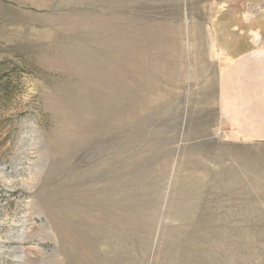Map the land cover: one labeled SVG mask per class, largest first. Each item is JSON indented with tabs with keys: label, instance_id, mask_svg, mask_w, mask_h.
I'll list each match as a JSON object with an SVG mask.
<instances>
[{
	"label": "rangeland",
	"instance_id": "374dc122",
	"mask_svg": "<svg viewBox=\"0 0 264 264\" xmlns=\"http://www.w3.org/2000/svg\"><path fill=\"white\" fill-rule=\"evenodd\" d=\"M102 263L264 264V0H0V264Z\"/></svg>",
	"mask_w": 264,
	"mask_h": 264
},
{
	"label": "bare ground",
	"instance_id": "6f19581e",
	"mask_svg": "<svg viewBox=\"0 0 264 264\" xmlns=\"http://www.w3.org/2000/svg\"><path fill=\"white\" fill-rule=\"evenodd\" d=\"M168 47H169V46H168ZM168 47H166V48H162V49H163V54H164V56H166V58L168 57V54H169V57H170V54H171V52H170V51H171V48H170V47L168 48ZM161 64L163 65L162 67H166V65H164V62H163V61L161 62ZM147 78H148V77H147ZM143 82H144V81H143ZM151 82H153V81H151ZM147 84H148V82H147ZM125 91H126V90L123 89V90L121 91V94H122V93H125ZM123 96H125V95L123 94ZM120 99H121V96H120ZM122 99H123V98H122ZM141 101H142V100H141ZM124 102H125V101H124ZM142 109H144V108H142ZM103 263H104V262H103ZM103 263H102V264H103Z\"/></svg>",
	"mask_w": 264,
	"mask_h": 264
},
{
	"label": "crops",
	"instance_id": "0c3cea01",
	"mask_svg": "<svg viewBox=\"0 0 264 264\" xmlns=\"http://www.w3.org/2000/svg\"><path fill=\"white\" fill-rule=\"evenodd\" d=\"M232 119L234 120V122H239L240 118L237 116V119H236V117L232 116Z\"/></svg>",
	"mask_w": 264,
	"mask_h": 264
}]
</instances>
